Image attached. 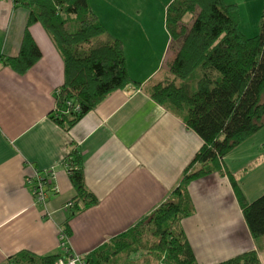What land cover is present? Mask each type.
<instances>
[{
    "label": "crops",
    "instance_id": "0c3cea01",
    "mask_svg": "<svg viewBox=\"0 0 264 264\" xmlns=\"http://www.w3.org/2000/svg\"><path fill=\"white\" fill-rule=\"evenodd\" d=\"M172 1L88 0L108 34L122 40L129 74L140 84L116 89L67 130L55 120L56 95L65 83L60 49L41 22L28 24V9L0 0V56L20 53L27 28L42 50L24 74L0 66V264L23 250L61 253L67 221L69 249L87 255L152 214L179 184L204 143L147 90L174 56L166 22ZM224 1L237 6L243 33L255 34L264 0ZM74 144L82 150L85 182L98 204L71 216L66 204L76 192L66 158ZM252 152L232 150L224 158L250 201L264 189V180L257 181L255 192L244 181L248 170L264 164V157ZM35 170L55 172L46 205L36 201L26 182ZM188 188L195 212L182 222L198 264L224 262L249 250L259 252L264 264V235H252L229 177L212 172Z\"/></svg>",
    "mask_w": 264,
    "mask_h": 264
},
{
    "label": "trees",
    "instance_id": "16d2710c",
    "mask_svg": "<svg viewBox=\"0 0 264 264\" xmlns=\"http://www.w3.org/2000/svg\"><path fill=\"white\" fill-rule=\"evenodd\" d=\"M14 2L29 10L28 24H43L65 60V83L56 95L55 120L61 127L72 129L116 89L139 86L129 74L122 40L108 34L88 0ZM262 18L261 33L246 36L234 4L224 0H173L169 4L167 29L179 48L165 76L160 78L163 65L147 90L155 101L181 116L204 144L179 184L152 214L87 255L79 254L82 264H198L182 220L195 212L189 184L212 172L229 177L252 235H264V193L250 201L237 175L224 163L231 150L264 126V12ZM23 39L20 53L0 56V66L9 65L24 74L37 63L42 50L29 28ZM71 149L66 162L76 192L73 216L98 204V198L85 182L82 150L75 144ZM63 230L71 233L68 221ZM74 255L71 249L45 255L23 250L7 263L59 264L61 258ZM216 264L262 263L259 252L249 250Z\"/></svg>",
    "mask_w": 264,
    "mask_h": 264
},
{
    "label": "rangeland",
    "instance_id": "374dc122",
    "mask_svg": "<svg viewBox=\"0 0 264 264\" xmlns=\"http://www.w3.org/2000/svg\"><path fill=\"white\" fill-rule=\"evenodd\" d=\"M190 20V16H187V21ZM75 23H72L71 26H73ZM76 28V27H73ZM262 29L261 26L259 27V29L256 31L255 34H253L252 36H256L259 35V33H261ZM172 55L176 54V52L178 51L179 48V44L177 42H173L172 43ZM171 60V57L168 58V60H166L164 66L165 69L162 72L161 77H164L166 74V69L168 68V63ZM255 150L258 155V157H264V126L263 128H261L260 131L254 133L251 137H249L247 140H245V142H243L241 145L237 146L236 148L233 149V151L238 152V153H242L245 152V154L247 155L249 152L253 153L252 151ZM232 151V150H231ZM263 165V166H262ZM262 165H257L254 166L253 168H251L250 170H248V174L247 176L244 175V173L241 175V177L245 176L244 181L246 183L247 189L249 191H253L255 192V190L257 189V187H259L258 183H260V180H264V171H262L264 169V164ZM258 181V183H257ZM261 190V189H260ZM257 192V191H256ZM264 193V189H262V191H259L258 195H255L254 193H252V195H255V198L261 194ZM254 197V196H252Z\"/></svg>",
    "mask_w": 264,
    "mask_h": 264
},
{
    "label": "built area",
    "instance_id": "2783aa9c",
    "mask_svg": "<svg viewBox=\"0 0 264 264\" xmlns=\"http://www.w3.org/2000/svg\"><path fill=\"white\" fill-rule=\"evenodd\" d=\"M77 108L79 109V106H77ZM67 166L69 170L70 166L68 163H67ZM54 176H55L54 171L35 170L33 174H31V176L27 177L26 182L27 184L31 185L33 195L35 196L36 201L38 203H41L44 205L47 204L46 192H47V188L49 184H52L51 181L53 180ZM66 205L68 207H72L73 201H69ZM60 239H61V246L63 250L67 252L69 250V247H68L69 238L63 229L60 232ZM59 261H60L59 264H82L83 263L78 254L74 256H69L68 258H61Z\"/></svg>",
    "mask_w": 264,
    "mask_h": 264
}]
</instances>
